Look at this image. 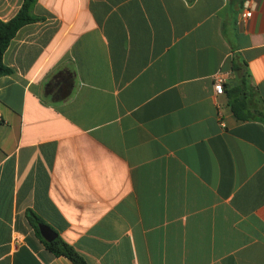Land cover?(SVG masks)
<instances>
[{"label": "crops", "instance_id": "1", "mask_svg": "<svg viewBox=\"0 0 264 264\" xmlns=\"http://www.w3.org/2000/svg\"><path fill=\"white\" fill-rule=\"evenodd\" d=\"M21 3L0 0V19ZM33 13L0 76V264H73L30 211L87 264H264V0H37ZM233 57L256 87L251 120L229 109Z\"/></svg>", "mask_w": 264, "mask_h": 264}, {"label": "trees", "instance_id": "2", "mask_svg": "<svg viewBox=\"0 0 264 264\" xmlns=\"http://www.w3.org/2000/svg\"><path fill=\"white\" fill-rule=\"evenodd\" d=\"M36 1L37 0H22L20 7L12 17L7 20L0 19V76L14 72L12 67L4 64L3 54L17 31L24 25L44 19L33 13V7ZM188 1L191 2L192 0ZM231 70L237 78L234 80L235 83L228 84V88H226L229 109L237 120H251L254 116L249 107V98L256 94V87L251 83L250 74L244 61L240 62L237 57H233L231 60ZM63 76V74L58 73L47 82L49 98L53 99L56 97L54 93L55 82H57V86H64L65 78ZM66 77H68V75H66ZM67 97V94H62L58 98L65 100ZM29 220L38 236H40L37 225L39 223H45L31 211L29 212ZM43 242L53 255L64 256L73 264H87L85 259L57 233L52 241L47 242L43 240Z\"/></svg>", "mask_w": 264, "mask_h": 264}, {"label": "water", "instance_id": "3", "mask_svg": "<svg viewBox=\"0 0 264 264\" xmlns=\"http://www.w3.org/2000/svg\"><path fill=\"white\" fill-rule=\"evenodd\" d=\"M37 227L40 235L47 242L52 241L56 237V233L48 225L39 223Z\"/></svg>", "mask_w": 264, "mask_h": 264}, {"label": "built area", "instance_id": "4", "mask_svg": "<svg viewBox=\"0 0 264 264\" xmlns=\"http://www.w3.org/2000/svg\"><path fill=\"white\" fill-rule=\"evenodd\" d=\"M251 15V10L246 8L245 11L241 14L242 17L247 18L250 17ZM224 91V87H223V79L222 77H216L215 81H214V92L216 94H221Z\"/></svg>", "mask_w": 264, "mask_h": 264}]
</instances>
